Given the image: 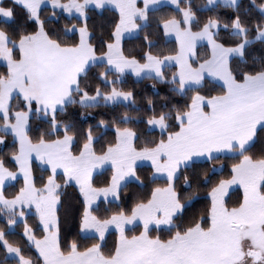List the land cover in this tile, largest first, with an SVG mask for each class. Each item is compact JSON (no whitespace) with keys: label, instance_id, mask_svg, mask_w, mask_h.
<instances>
[{"label":"snow or ice","instance_id":"snow-or-ice-1","mask_svg":"<svg viewBox=\"0 0 264 264\" xmlns=\"http://www.w3.org/2000/svg\"><path fill=\"white\" fill-rule=\"evenodd\" d=\"M165 6L176 15L149 32ZM108 12L106 29L90 24ZM0 25L5 262L264 264V56L249 59L264 47V0H0ZM132 77L166 87L159 108L151 96L138 107ZM70 109L80 121L108 111L80 129ZM18 224L28 253L8 239Z\"/></svg>","mask_w":264,"mask_h":264},{"label":"trees","instance_id":"trees-1","mask_svg":"<svg viewBox=\"0 0 264 264\" xmlns=\"http://www.w3.org/2000/svg\"><path fill=\"white\" fill-rule=\"evenodd\" d=\"M245 3H247V0H244ZM257 2H259V0H257ZM194 3L196 4H204L205 0H194ZM214 12H201L199 13V15H201L202 17L205 15H214ZM219 14L221 16H227L228 15V11L221 8L219 9ZM103 15V14H102ZM150 15L153 17V23L152 26L148 29L149 32H155V17L156 16H161V15H176L174 9L172 6H165V7H161L159 9V11H153L152 13H150ZM115 13L113 12H108L106 14V17L104 19H101L100 16H96L93 15L92 19L90 20V24L94 23L96 25L97 28L100 27H104L105 29L108 27V20L111 18H114ZM23 13L21 12L20 15L17 18V24H23ZM3 26V25H0ZM11 27H16V25H12ZM106 34V33H105ZM221 36L224 38H227L228 34L226 32H222ZM154 39H158L160 41L161 46H166L167 48H173L176 46L174 40H169L167 42V44L165 45V41L163 39H161L158 36H154ZM141 44V39L138 37H131L129 38V40L126 43V46L128 49H139V46ZM202 53V49L199 50ZM256 54V55H260V56H264V47L257 45L253 50L252 53H250L249 55V59H251V55L252 54ZM4 66L3 64H0V72H3ZM153 81H149V80H144L141 82H137L135 80L134 77L129 78L128 81L126 82V84L124 85V87L126 89L132 88L135 89L137 92V102H138V107L146 109L147 105L145 102L144 97L146 96H151L154 101L157 104V107L159 108V105L162 103V101L160 100V96L166 94L167 89L164 85H159L157 84L156 88L153 89L152 87ZM216 87L213 84H209V88H214ZM123 110V109H121ZM108 110H96L93 112V116L89 117L87 119V121H80L77 119V113L75 109H70L69 111V116L67 117L68 119H75L78 125V128L80 129H86L88 127V125H95L97 123V119L99 118L97 113H103L106 112ZM135 111H133V115H135ZM103 118H107L106 116H104ZM135 126V125H133ZM141 130H143V125L140 126ZM97 135H100L101 133L99 131H97L96 133ZM153 135H158V133H153ZM112 137V133L109 132L105 139H111ZM11 150V143L9 141L8 147L7 148H3L2 150H0V156H2L5 152H8ZM260 148L259 145L257 146L256 149H254V153L255 154H259ZM223 159V158H222ZM225 164L229 165L231 164V160H225L224 161ZM38 163V162H37ZM11 166V165H10ZM141 172V176L142 178H150L151 176V171L150 168L146 165L145 167L140 169ZM227 174V169H225V175ZM37 175H41V173L39 171H37ZM107 175V173H103L99 176V179L102 181L104 179V176ZM146 183H148V179L145 180ZM19 187V183L14 182L13 185L11 187L8 188V194L10 195L12 192H14L17 188ZM142 189H140L137 185L132 184L129 185V188L127 190V197H129L130 199L134 200L135 199V195L139 192H141ZM241 195V190H233V192L230 193L231 199L233 201H235L236 199H238ZM203 205H199V207H202ZM79 207V198L77 196V192L74 189H69L68 190V195L65 198V208L68 210H75L76 208ZM28 223L32 226V227H36V221L34 217L29 218ZM0 228H4L5 231H8V229L4 226V220L3 217L0 216ZM69 229L71 230V226H69ZM139 231V229L137 230ZM23 233V225L22 224H18L15 229L13 230V232H11L8 236V239L10 242L19 245L20 247H22L26 253H28L29 249L27 247V241L24 238V236L22 235ZM39 235V232H38ZM116 239V237L113 235L112 237H110L109 241H108V247L110 248L112 246L113 241ZM33 255V258L35 259L36 254L34 252V250L31 253ZM0 264H12L11 258L8 259L7 262H5V254H4V250L2 247H0Z\"/></svg>","mask_w":264,"mask_h":264}]
</instances>
